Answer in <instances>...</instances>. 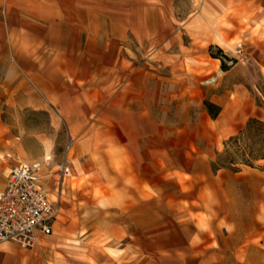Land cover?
I'll list each match as a JSON object with an SVG mask.
<instances>
[{
  "label": "rangeland",
  "instance_id": "obj_1",
  "mask_svg": "<svg viewBox=\"0 0 264 264\" xmlns=\"http://www.w3.org/2000/svg\"><path fill=\"white\" fill-rule=\"evenodd\" d=\"M14 2L0 0V28L5 35L22 24L23 11ZM25 4L29 26L43 32L49 25L52 37L55 21L60 23L56 12L61 4L74 6V0ZM92 5L97 13L98 72H106L112 39L114 73L124 68L139 74L147 90L157 91L154 107L146 109L142 138L159 142L162 152L157 158L147 154L146 190L139 193L135 177L125 175L131 171L122 170L124 159L112 161L106 154H93L91 159L90 144L78 153L75 138L83 129L69 128L62 121L63 112L17 108L0 96V188L14 166L41 162V179L52 200H57L52 235L33 248L2 242L15 244L27 260L40 264H217L218 257L210 255L216 254L217 241L196 232L209 229L208 215L186 206L203 199V186L193 182L203 179L207 169L214 170L213 161L224 151V142L250 117L264 119V0H96ZM235 26L239 32L227 36L225 30ZM69 35L76 45V34ZM223 36L225 46L217 43ZM217 47L229 58L224 59L230 66L227 71L222 72L220 59L211 58ZM104 81L102 77L99 83ZM117 84L116 90L122 81ZM221 95L228 97L229 111L212 120L203 102ZM92 97L104 104V91L97 90ZM84 115L94 121L98 114ZM101 116L106 122V114ZM113 119L115 125L121 123V107ZM121 131L97 130L85 140L93 137L94 149L110 147L106 137L120 138ZM206 145L213 151L210 162L193 161L191 156L205 151ZM167 146L177 153L170 157ZM238 166L240 173L221 171L227 200L235 199L249 175L264 171V160L255 162L254 169Z\"/></svg>",
  "mask_w": 264,
  "mask_h": 264
},
{
  "label": "crops",
  "instance_id": "obj_2",
  "mask_svg": "<svg viewBox=\"0 0 264 264\" xmlns=\"http://www.w3.org/2000/svg\"><path fill=\"white\" fill-rule=\"evenodd\" d=\"M13 1L15 7L22 9L23 14L19 9L17 12L22 14L23 19L21 25L14 29L11 27L6 35L0 28V96L4 98V102L34 111L63 112L65 116L62 121L67 123L69 128L83 129L75 138L76 143H79L80 155L87 150L85 145L90 144L91 159L93 154H106L112 161L117 158L124 159L122 170L131 171V174L125 175L135 177L137 191L145 192L147 154L157 158L162 152L159 142L142 138L147 121L146 109L151 110L154 107L157 91L147 90L144 77L139 74L127 73L124 68L120 74L114 73L112 39L109 44L111 56L105 60L106 72H98V28L95 25L97 13L92 5L96 0H74V6L61 4L56 16L54 15L60 23L55 21L56 30L52 37V28L48 27L49 25L43 32H37L29 26L25 11L27 0ZM225 32L227 36L234 37L239 29L235 26ZM70 33L76 34V45L70 41ZM106 47L108 48V45ZM211 58L220 62L218 58ZM102 77H105V84L99 83ZM119 81H122V84L116 90ZM97 90L104 91L102 105L91 100L92 94ZM227 99L225 95L209 99L220 106L221 111L217 118L213 119L204 106L208 117L212 120L224 117L229 111ZM120 107L122 121L115 125L113 115ZM86 113L98 115L91 121L89 116L84 115ZM103 113L106 114V122L100 119ZM50 120L54 126H58L59 121L56 118L51 116ZM114 128L122 129L119 133L122 135L120 138L107 136L105 144L111 143L110 147L94 149L97 145L95 139L91 137L90 142L85 140L87 134L93 135L97 130L108 132ZM165 151L170 157L177 153L173 146H167ZM212 152L211 146L206 145L205 151L191 156V159H204L209 163ZM94 165L98 167L96 163ZM225 170L209 168L205 171L203 179L194 180V186H203V199L199 200L198 204L194 200L189 201L186 208L202 209L208 215L209 229L196 232L207 235L210 241H217L216 254H210L218 257L217 264H264V171L249 175L248 184L236 193L235 199L227 200L220 176L221 171ZM192 222L197 225L196 219ZM44 237H40L39 241ZM40 249L42 250V247ZM27 256L13 243H0V264H40L35 260H27Z\"/></svg>",
  "mask_w": 264,
  "mask_h": 264
},
{
  "label": "built area",
  "instance_id": "obj_3",
  "mask_svg": "<svg viewBox=\"0 0 264 264\" xmlns=\"http://www.w3.org/2000/svg\"><path fill=\"white\" fill-rule=\"evenodd\" d=\"M41 167V162L19 163L0 188V242L33 248L40 237L53 232L57 200H52L44 186ZM69 172L65 167L64 174Z\"/></svg>",
  "mask_w": 264,
  "mask_h": 264
},
{
  "label": "trees",
  "instance_id": "obj_4",
  "mask_svg": "<svg viewBox=\"0 0 264 264\" xmlns=\"http://www.w3.org/2000/svg\"><path fill=\"white\" fill-rule=\"evenodd\" d=\"M218 53H211V56L221 60V69H230L224 59H229L221 48L217 47ZM233 63L236 60H232ZM204 106L213 119L217 118L221 107L204 100ZM224 151L217 153L216 160L213 161L214 170L229 169L238 172L241 168L238 164L254 167V163L264 160V119L250 117L245 126L236 135H231L224 142Z\"/></svg>",
  "mask_w": 264,
  "mask_h": 264
},
{
  "label": "bare ground",
  "instance_id": "obj_5",
  "mask_svg": "<svg viewBox=\"0 0 264 264\" xmlns=\"http://www.w3.org/2000/svg\"><path fill=\"white\" fill-rule=\"evenodd\" d=\"M217 43H218L219 45H221V46H225V45H227L224 36H223L222 38H220V39L217 41ZM230 45H231V44H230ZM226 111H227V108H226ZM226 111H225V112H226ZM44 159H45L46 161H48V160L51 159V146H49V145L46 146V150H45V154H44ZM51 183H52V180L49 182V184H51ZM57 224H58V222H57ZM39 245H40L41 247H43V243H42V242H40Z\"/></svg>",
  "mask_w": 264,
  "mask_h": 264
}]
</instances>
